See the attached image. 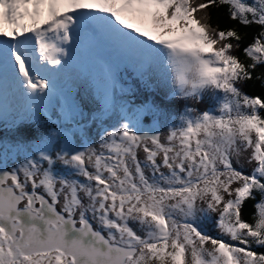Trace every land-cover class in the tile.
<instances>
[{
    "label": "snow or ice",
    "instance_id": "snow-or-ice-1",
    "mask_svg": "<svg viewBox=\"0 0 264 264\" xmlns=\"http://www.w3.org/2000/svg\"><path fill=\"white\" fill-rule=\"evenodd\" d=\"M211 7L236 23L214 27ZM0 37V85L41 103L57 87L42 71L85 42L171 73L160 103L75 146L0 142V264H264V95L244 91L264 86V0H0Z\"/></svg>",
    "mask_w": 264,
    "mask_h": 264
},
{
    "label": "rangeland",
    "instance_id": "rangeland-1",
    "mask_svg": "<svg viewBox=\"0 0 264 264\" xmlns=\"http://www.w3.org/2000/svg\"><path fill=\"white\" fill-rule=\"evenodd\" d=\"M0 39L7 40L9 38L0 37ZM120 56H121L120 53H117L113 49L103 44H99V43L90 44V43L85 42V43H82L80 46H78L75 49V51L70 54L69 57H65V60L68 61L67 64H64L63 66L49 65L48 66L49 69H54V75L52 72H45V71H42L41 74L42 76L46 78L51 77L52 79H54L57 87L54 93L50 94L49 97H46L43 100L42 102L43 104L40 101V105L44 107L45 100L49 101L48 103L49 105L51 103L53 105L51 104V108L49 109L50 111L47 108H45L49 111V115L43 114L40 117L38 116V117L32 118V120L35 119V120L45 121L46 118L48 119L51 116V113L52 115L54 113L53 119L52 120L46 119L47 121L45 122L52 121L53 124H58L61 119L56 116V113L59 112V110L61 109L62 111H60V113L64 111V114H62L63 116L61 118L65 121L70 120V118L76 117L77 113H80V115H83V117L86 119L91 116H97L98 112H101L103 108L105 109L104 91H107L108 94L110 95L112 106L113 105L118 106L116 102L118 95L121 94V92L122 94H124L126 91L129 92L131 89L130 87L131 85L127 84L129 82L131 84H133L134 82L139 83V84L143 83V84L149 85V87H151L152 85L156 93H158L161 96H165V93L169 92V91H165L162 87L163 85L161 84L162 81H164V84L169 85L170 75H171V73H169V70H165L164 68H162V70L154 68L153 71L147 73L145 69H141L135 62H133L132 60L128 59L125 56L124 58L122 57V59H124L126 62L124 63V65H121V63L119 62ZM101 64L103 66H101ZM125 65L129 71H127L126 73L122 72V75L119 76V80L117 81L116 79L118 78V75L121 71L120 67L122 68ZM97 66L98 67L101 66V68L100 67L98 68ZM103 68L104 69L106 68L105 69L106 71H108L109 68L111 69V75L114 81L113 93H112V90L108 88V83H110V81L107 79L106 74L104 72L101 73L100 76L98 77L96 76V78L94 77V73L98 74L99 72L97 70L98 69L103 70ZM142 72L144 73L143 75L141 74ZM90 73L91 75H89ZM78 74H81L80 75L81 77L83 76V74L87 76H91L89 78L85 77V79H89V82H87L86 85L84 86H82V84H79L78 81L80 79L77 77ZM144 78L149 79L151 84L147 83L146 80H143ZM103 79H105L106 81ZM11 80L12 79L9 80L7 87L11 85L10 83ZM90 85H93L94 87H97L102 91V92L99 91L101 94V97L97 95L99 97L98 104L100 106L96 104L97 107L95 108L92 107V105L88 106V104H86V99L83 96V92L86 91L88 88H90ZM2 87L4 88V86L0 85V89H2L1 93L2 95L6 96L7 98L6 101L9 102L6 108L10 112V116L4 118V119L8 118L6 120L8 122L7 127L13 128L16 122L21 121V120L31 121V119L28 120L27 118H25V120L24 118L18 119L17 106H15V104L12 105L10 97H13V98L15 97V101L17 98L14 94L12 95L11 92L6 93ZM13 87H15V84H13ZM18 88H19V91L24 93L25 95V89L22 88L21 86H18ZM68 90H70V94ZM115 90H117L116 96L114 95ZM131 92H132V89H131ZM26 93H27V90H26ZM40 95H43V94H40ZM114 96L115 98H113ZM25 98H26V95H25ZM36 99H39V98L37 97ZM93 106L95 105L93 104ZM22 111L21 113H24ZM66 113H71V115H66ZM72 113H74L75 115H73ZM98 127L100 129L101 124H98Z\"/></svg>",
    "mask_w": 264,
    "mask_h": 264
},
{
    "label": "flooded vegetation",
    "instance_id": "flooded-vegetation-1",
    "mask_svg": "<svg viewBox=\"0 0 264 264\" xmlns=\"http://www.w3.org/2000/svg\"><path fill=\"white\" fill-rule=\"evenodd\" d=\"M244 91H246L245 88ZM153 101L160 103L158 100L151 98L138 103H135V101L119 102L117 103L118 106L113 105L111 110H105L103 108L100 114H97V116H91L87 119L84 118L83 115H80V113H77V116L73 117V119L70 121H65L61 118L58 124H53V122L48 123L47 125L39 124L36 127L43 128V131H39V135H32L30 133L24 132L17 133L15 131L17 125H14V127L12 128L7 127V123L0 127V142L10 144L14 139H23L28 142L29 146H35L39 143L40 138H47V136L51 135L55 137L52 147H56V150H59V147H63L65 137L69 138L73 146H75L78 141L89 138L85 135L86 132L89 133L90 137H96L97 133L102 128L107 127L108 125L115 124L124 113L135 112L137 109L141 108L145 102L151 103ZM176 110L177 107L173 106V104H171V106L169 105V107L161 106V112L163 113L162 115L160 113H157L155 115L149 114L141 116L142 126L149 129L152 127H158L159 124L166 123V121L169 119H176ZM72 114L75 115L74 113ZM98 124H101L100 129L98 127Z\"/></svg>",
    "mask_w": 264,
    "mask_h": 264
},
{
    "label": "bare ground",
    "instance_id": "bare-ground-1",
    "mask_svg": "<svg viewBox=\"0 0 264 264\" xmlns=\"http://www.w3.org/2000/svg\"><path fill=\"white\" fill-rule=\"evenodd\" d=\"M0 40H3V39H0ZM122 57L124 58V56L123 55H121L120 56V59H119V62L121 63V65H124V63L126 62L124 59H122ZM98 63V62H97ZM101 63V62H100ZM98 65H100V64H98ZM101 66H103L102 64H101ZM101 66H99L100 68H101ZM105 66V65H104ZM98 67V66H97ZM98 67V68H99ZM93 68V67H92ZM96 68V67H95ZM154 68H156V69H161L162 70V67H153L151 70H148V69H145L146 71H147V73L148 72H151V71H153L154 70ZM94 69V68H93ZM106 69V68H105ZM104 68H103V70H101V69H98L97 71L99 72L98 74H96V73H94V77L96 78V76L98 77V76H100L101 75V73H107V71L105 70ZM80 70H82V69H80ZM143 71V70H142ZM79 73H81V72H79ZM87 73V72H86ZM169 73H170V70H169ZM44 74V73H43ZM81 74H78V78L80 79L79 81H78V83L79 84H82V86H84V85H86V83L87 82H89V79H85V77H91V76H87V75H84L83 74V76L81 77L80 76ZM89 75H91V73L89 74ZM76 77V78H77ZM103 80H105V79H103ZM106 81V80H105ZM112 81H113V79H112ZM112 81H110V83H108V88H110V90H112V93H113V91H114V83L112 82ZM10 83H11V85L9 86V87H6V89L5 88H3L4 89V91L7 93V92H11V94L13 95H15L16 96V101H15V97L13 98V97H10L11 98V102H12V105L13 104H15V106H17V111H18V113H17V116H18V119H20V118H27L28 120L29 119H31L32 120V118H34V117H40V116H42L43 114H45V115H49V109L51 108V104L49 105L48 103H49V101L48 100H45V103H44V107H42L41 105H40V100L39 99H36L35 97H33V96H27V94H26V89H25V95H26V98H25V95H24V93H22V92H20L19 91V88H18V84H16L15 83V80L14 79H12L11 81H10ZM13 84H15V87H13ZM92 84H93V82H92ZM163 86V89L165 90V91H169V89H170V87H171V82L169 83V85H166V84H164V81H162V83H161ZM103 86V85H102ZM106 86V85H105ZM141 89V88H140ZM149 89V88H148ZM105 90V89H104ZM142 90V89H141ZM99 91H101L99 88H97V87H94L93 85H90V88H88L86 91H84L83 92V96L85 97V99H86V104H88V106L89 105H92V107H97V105H99L98 104V99H99V97L97 96V95H99L100 97H101V94H100V92ZM2 89H0V122L4 119V118H6V117H8V116H10V112L7 110V105H8V103L9 102H7L6 101V96L5 95H2ZM102 92V91H101ZM4 93V92H3ZM20 93V94H19ZM104 93H105V91H104ZM10 94V95H11ZM117 95V94H116ZM43 104V103H42ZM93 104L95 105V106H93ZM97 104V105H96ZM53 105V104H52ZM100 106V105H99ZM171 106V105H170ZM174 106V105H173ZM45 108H47V109H45ZM168 109V108H167ZM23 110V111H22ZM52 110V109H51ZM21 111L22 112H24V113H21ZM8 119V118H7ZM5 120V119H4ZM29 124H31V123H29ZM145 128V130H147V128L146 127H144ZM31 138V137H30Z\"/></svg>",
    "mask_w": 264,
    "mask_h": 264
},
{
    "label": "trees",
    "instance_id": "trees-1",
    "mask_svg": "<svg viewBox=\"0 0 264 264\" xmlns=\"http://www.w3.org/2000/svg\"><path fill=\"white\" fill-rule=\"evenodd\" d=\"M208 12L210 14V23L214 27H219L220 29H224V28L230 27L236 23L235 21L229 20L228 15H227V10L224 7H221V8L211 7L208 9ZM241 30L247 33V38H246L245 43H248V42H251L252 37L254 35H256L260 29L258 26H252L251 28H248V29H243L241 27ZM244 88L251 95H254V96L255 95H264V86L261 85L260 81H255V82L250 81V82H248L247 85H245ZM134 92L135 93L130 97V99H131V101H132V99H134L135 103H138L142 99L147 100L148 97L151 99L158 100L159 102L162 99H164V98L160 97V95L158 93H156L154 90L153 91L149 90L148 86H144V85L136 83V82H135ZM126 97H127V94H122L118 100L120 102H131ZM168 99L171 100L172 97L168 98ZM172 104L174 106H176L177 108L179 107L180 109H182L184 101L177 99ZM161 106L162 107H169V104L164 103ZM262 115H264V113H262ZM22 124H27V125L32 126V131L30 133L32 135H39L40 134L39 131H43L42 130L43 128L36 127L37 125H34V123L29 124L26 122H22L20 125H22ZM41 125H47V123L44 122ZM24 133H29V132L25 131ZM253 212H254V209L252 208V204L249 203L245 209V214H244L245 219L251 220ZM253 247L258 252H264V249L257 248L255 245Z\"/></svg>",
    "mask_w": 264,
    "mask_h": 264
}]
</instances>
